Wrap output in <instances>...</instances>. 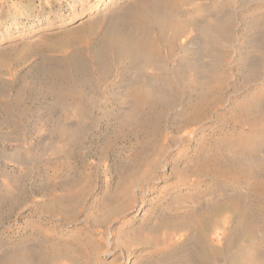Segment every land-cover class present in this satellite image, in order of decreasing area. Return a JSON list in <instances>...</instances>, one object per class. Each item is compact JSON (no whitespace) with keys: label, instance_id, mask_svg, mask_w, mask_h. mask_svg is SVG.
I'll use <instances>...</instances> for the list:
<instances>
[{"label":"rangeland","instance_id":"1","mask_svg":"<svg viewBox=\"0 0 264 264\" xmlns=\"http://www.w3.org/2000/svg\"><path fill=\"white\" fill-rule=\"evenodd\" d=\"M151 1L0 0L3 264H264V0Z\"/></svg>","mask_w":264,"mask_h":264},{"label":"bare ground","instance_id":"2","mask_svg":"<svg viewBox=\"0 0 264 264\" xmlns=\"http://www.w3.org/2000/svg\"><path fill=\"white\" fill-rule=\"evenodd\" d=\"M148 1H149V0H148ZM150 1H151V0H150ZM152 1H154V0H152ZM152 1H151V2H152ZM169 1H170V0H169ZM169 1H168V2H169ZM182 1H183V0H182ZM157 2H158V1H157ZM171 2H172V1H171ZM147 3H148V2H147ZM165 3H166V2H165ZM136 4H138L137 1H136ZM145 4H146V3H145ZM155 4H157V3H156V0H155ZM155 4H154V5H155ZM167 4H170V3H167ZM165 5H166V4H165ZM130 6H131V5H130ZM130 6H128V7H130ZM150 6H151V5H150ZM132 7H133V6H132ZM161 7L164 8L163 6H161ZM167 7H168V6H167ZM153 8H154V6H153ZM162 8H161V11L165 10V11H164V13H165V12H166V8L163 9V10H162ZM132 9H133V8H132ZM132 9L129 10V11H130L129 13H132V11H133ZM135 9H136V8H135ZM150 9H151V8H150ZM154 9H155V8H154ZM204 9H205V8H204ZM145 10H147V8H146ZM145 10H144V11H145ZM123 11H124V10H123ZM153 11H154V10H152V12H153ZM155 11H157V10L155 9ZM167 11L169 12V10H167ZM126 12H128V11H126ZM137 12H138V11H137ZM140 12H141V11H140ZM104 13H105V12H104ZM122 13H123V12H122ZM156 13H157V12H156ZM158 13H160V11H159ZM170 13H171V12H170ZM254 13H255V12H254ZM117 14H118V13H117ZM125 14H126V13H125ZM125 14H124V15H125ZM139 14H140V13H139ZM139 14H138V15H139ZM160 14H161V13H160ZM162 14H163V12H162ZM162 14H161V15H162ZM119 15H121V14L119 13ZM126 15H127V14H126ZM130 15H131V14H130ZM132 15H133V14H132ZM138 15H137V16H138ZM157 15H159V14H156V16H157ZM164 15H165V14H164ZM170 15H171V14H170ZM170 15H169V16H170ZM127 16H128V15H127ZM180 16H181V15H180ZM121 17H123V16L121 15ZM124 17H125V16H124ZM158 17L160 18V16H158ZM162 17H163V16H162ZM164 17H165V16H164ZM164 17H163V18H164ZM170 17H172V16H170ZM113 18H114V16H113ZM115 18H116L117 21H118L119 18H117V16H116ZM127 18H128V17H127ZM135 18H136V17H135ZM163 18H161V19H163ZM166 18H167V17H166ZM166 18H165V20H166ZM105 19H106V18H105ZM130 19H132V18L130 17ZM178 19H179V18H178ZM119 20H120V19H119ZM121 20H123V19H121ZM132 20L135 21V19H132ZM132 20H131V21H132ZM165 20H164V21H165ZM167 20H168V18H167ZM172 20H173V18H172ZM220 20H221V19H220ZM158 21H159V20H158ZM158 21H157V22H158ZM162 21H163V20H162ZM173 21H175V20H173ZM176 21H178V20H176ZM182 21H183V20H182ZM185 21H186V20H185ZM185 21H184V22H185ZM221 21H223V20H221ZM122 22H123V21H122ZM126 22H127V21H126ZM129 22H130V20H129ZM129 22H127V24H128ZM132 22H133V21H132ZM166 22H167V21H166ZM166 22H165V23H166ZM168 22H169V21H168ZM187 22H188V19H187L186 23H187ZM190 22H192V21H190ZM190 22H188V23H190ZM259 22H260V21H259ZM117 23H118V22H117ZM133 23H134V22H133ZM133 23H132V24H133ZM158 23H159V22H158ZM172 23H173V22H172ZM192 23H193V22H192ZM223 23H225V22H223ZM119 24H120V23H119ZM132 24H131L130 26H133ZM161 24L163 25L164 22L161 23ZM182 24H183V26L185 25L184 23H182ZM202 24H203V23H202ZM122 25H124V23H122ZM164 25H165V24H164ZM187 25H188V24H187ZM187 25H186V26H187ZM200 25H201V24H200ZM128 26H129V25H128ZM159 26H160V25H159ZM183 26H182V27H183ZM202 26H203V25H202ZM220 26H221L220 24H215V25L211 26L210 28H208V27L205 26V27H202V28L198 27V29H199V30L201 29L200 31L202 32L203 38L206 39L207 36H208V34H209V33H208L209 31H211L209 35H210V36L212 35V37L215 36L216 33L219 34V31H222V28L220 29ZM120 27H121V25H120ZM137 27H138V26H137ZM168 27H169V26H168ZM184 27H185V26H184ZM184 27H183V30H184ZM235 27H236V26H235ZM133 28H134V27H133ZM174 28H175V27H174ZM174 28H172V29L174 30ZM177 28H178V27H177ZM187 28H188V27H187ZM228 28H229V27H228ZM123 29H124V27H123ZM185 29H186V28H185ZM229 29H230V28H229ZM181 30H182V29H181ZM174 31H175V30H174ZM130 32H131V31H130ZM181 32H182V31H181ZM222 32H223V31H222ZM183 33H184V32H183ZM200 34H201V33H200ZM226 34H227V33H226ZM180 35H181V34H180ZM204 35H205V36H204ZM178 36H179V35H178ZM216 36H217V35H216ZM216 36H215V38H216ZM200 37H201V36H200ZM218 37H219V36H218ZM220 37H221V36H220ZM220 37H219V38H220ZM203 38H202V39H203ZM209 38H210V39H208V40H211V37H209ZM215 38H213V39H215ZM159 41H160V40H159ZM201 42H202V41H200V43H201ZM194 43H195V42H194ZM197 44H198V43H197ZM224 45H225V44H224ZM194 46H195V45H194ZM258 47H259V46H258ZM149 48H150V47H149ZM185 48H186V46H185ZM200 48H201V47H200ZM202 49H204V48H202ZM201 51H203V50H201ZM186 52H187V50H186ZM189 53H190V52H189ZM144 54H145V53H144ZM197 54H198V53H197ZM179 55H180V54H179ZM141 61H142V60H141ZM156 61H157V60H156ZM236 61H237V60H236ZM155 66H156V65H155ZM151 67H152V66H151ZM200 69H201V68H200ZM143 70H144V69H143ZM85 75H86V74H85ZM251 80H252V79H251ZM206 91H207V90H206ZM159 92H160V91H159ZM203 99H204V98H203ZM159 103H160V102H159ZM190 118H191V117H190ZM258 119H259V118H258ZM261 121H262V120H261ZM66 126H67V125H66ZM174 140H175V139H174ZM206 157H207V156H206ZM232 176H233V175H232ZM252 177H253V176H252ZM252 177H251V178H252ZM256 178H257V177H256ZM257 179H258V178H257ZM251 180H252V179H251ZM251 180H250V181H251ZM253 180H254V178H253ZM252 182H253V181H252ZM252 185H254V184H252ZM254 187H255V186H254ZM256 187H257V186H256ZM258 187H259V186H258ZM263 188H264V187H263ZM263 188H262V189H263ZM254 189H255V188H254ZM262 189H261V191H262ZM251 191H252V190H251ZM257 191H258V190H257ZM75 192H76V191H75ZM254 192H256V191L254 190ZM254 192L252 191V193H254ZM221 193H222V192H221ZM261 193H262V192H261ZM258 194H259V192H258ZM258 194H257V195H258ZM255 195H256V194H255ZM61 196H62V195H61ZM67 199H68V198H67ZM73 204H74V203H73ZM76 207H77V206H76ZM72 209H73V208H72ZM115 209H116V208H115ZM54 210H55V209H54ZM121 210H122V209H121ZM79 211H80V210H79ZM97 226H98V225H97ZM141 228H142V227H141ZM223 233H224V232H223ZM217 237H218V236H217ZM172 238H173V237H171V239H172ZM171 239H170V240H171ZM105 245H106V244H105ZM32 246H33V245H32ZM32 246H30V247H32ZM34 246H35V245H34ZM34 246H33V247H34ZM24 247H26V246H24ZM106 247H108V246H106ZM18 248H19V247H18ZM22 248H23V247H22ZM19 249H20V248H19ZM23 249H25V248H23ZM26 249H27V248H26ZM28 249H29V248H28ZM33 249H34V248H33ZM8 251H9V250H8ZM18 251H19V250H18ZM20 251H21V250H20ZM25 251H28V250H25ZM29 251H30V249H29ZM74 251H75V250H74ZM106 251H107V250H106ZM9 252H10V251H9ZM9 252H8V253H9ZM107 252H108V251H107ZM13 253H14V251H13ZM13 253L11 252V253H10L11 255H9V256H10V257L13 256V258H14V257H15V253H14V255H13ZM33 253H36V252H33ZM33 253H32V255H33ZM53 253H55V254H53V256H54V255H57V253H56L55 251H54ZM18 254L20 255L21 253H18ZM18 254H17V255H18ZM39 254H40V253H39ZM106 254H107V253H106ZM2 255H3V257H5L4 254H2ZM29 255H30V254H29ZM29 255L22 254L20 257H22L21 259H24V260H25L26 262H28L29 264H30V263H32V264H38V263H34V261L32 262L33 257H32V255H31V256H29ZM34 255H35V254H34ZM34 255H33V256H34ZM37 255H38V254H37ZM49 256H50V255H49ZM1 257H2V256H1ZM10 257H9V258H10ZM34 257H36V256H34ZM43 257H44V256H43ZM64 257H65V256H64ZM50 258H54V257H50ZM55 258H56V257H55ZM5 259H7V258H5ZM19 259H20V258H19ZM37 259H38V258H37ZM37 259L34 258V260H37ZM74 259H75V258H74ZM3 260H4V259H3ZM12 260H13V261H16L15 259H12ZM4 261H5V260H4ZM8 261H9V259L7 260V262H8ZM10 261H11V260H10ZM17 261H18V260H17ZM19 261H20V260H19ZM19 261H18L19 264H23V263H24V261H22L21 263H20ZM55 261H56V260H55ZM26 262H25V263H26ZM1 263H2V262L0 261V264H1ZM9 263H10V262H9ZM9 263H8V264H9ZM13 263H15V262H13ZM28 263H27V264H28ZM2 264H3V263H2ZM11 264H12V262H11ZM39 264H42V263H39ZM46 264H47V263H46ZM96 264H97V263H96ZM101 264H102V263H101Z\"/></svg>","mask_w":264,"mask_h":264}]
</instances>
